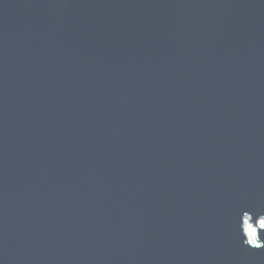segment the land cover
<instances>
[{
    "label": "water",
    "instance_id": "water-1",
    "mask_svg": "<svg viewBox=\"0 0 264 264\" xmlns=\"http://www.w3.org/2000/svg\"><path fill=\"white\" fill-rule=\"evenodd\" d=\"M0 264H264V0H0Z\"/></svg>",
    "mask_w": 264,
    "mask_h": 264
},
{
    "label": "clouds",
    "instance_id": "clouds-1",
    "mask_svg": "<svg viewBox=\"0 0 264 264\" xmlns=\"http://www.w3.org/2000/svg\"><path fill=\"white\" fill-rule=\"evenodd\" d=\"M253 244H255L254 242H252Z\"/></svg>",
    "mask_w": 264,
    "mask_h": 264
}]
</instances>
